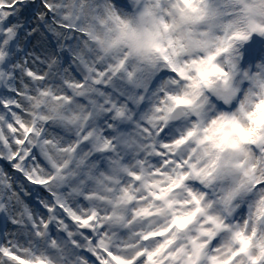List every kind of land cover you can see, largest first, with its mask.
Here are the masks:
<instances>
[{
    "label": "clouds",
    "instance_id": "1",
    "mask_svg": "<svg viewBox=\"0 0 264 264\" xmlns=\"http://www.w3.org/2000/svg\"><path fill=\"white\" fill-rule=\"evenodd\" d=\"M0 264H264V0H0Z\"/></svg>",
    "mask_w": 264,
    "mask_h": 264
},
{
    "label": "snow or ice",
    "instance_id": "2",
    "mask_svg": "<svg viewBox=\"0 0 264 264\" xmlns=\"http://www.w3.org/2000/svg\"><path fill=\"white\" fill-rule=\"evenodd\" d=\"M26 11V10H25Z\"/></svg>",
    "mask_w": 264,
    "mask_h": 264
}]
</instances>
